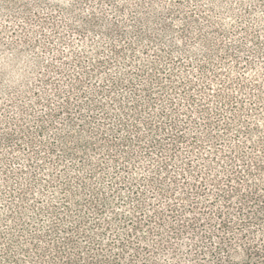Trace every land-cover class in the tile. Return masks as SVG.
Masks as SVG:
<instances>
[{"label":"trees","instance_id":"16d2710c","mask_svg":"<svg viewBox=\"0 0 264 264\" xmlns=\"http://www.w3.org/2000/svg\"><path fill=\"white\" fill-rule=\"evenodd\" d=\"M3 6L0 4L6 8ZM79 7L73 3L70 9L74 21L78 20L70 26L71 35L93 32L99 25L93 7L83 17L75 13ZM140 9L145 10V16L138 14ZM119 13L113 9L114 23L104 36L114 31L122 43L115 46L111 39L110 56L101 62L105 68H113L117 58L125 55L115 75L101 77L95 62L89 72L85 67L82 70L77 56L72 55V62L79 65L70 72V87L57 93L63 100L55 107L46 105V113L32 117L29 126L17 125L9 138L24 140V135H39L47 121L51 126L50 119L64 113H70L74 130L77 121L98 111L110 123L97 137L105 141L112 133L116 146L135 147L149 157L156 150V170L168 168L164 161L172 154L170 150L175 154L182 145L189 146L188 160L172 166V171L185 179V187L174 193L158 187L147 195L136 192V183L125 190L121 180L107 189L91 188L84 181L80 192L70 191V203L64 193L55 203L53 223L39 215L41 209L36 211L28 222L38 231L32 238L17 230L7 240L0 235V264H26L29 257L36 264H264V124L257 123L258 119L264 121V89L255 91L257 81L253 84L245 79L247 67L230 76L241 60L243 66L257 50L264 51V31L251 32L253 23L243 24L240 30L252 43L251 49L228 41L214 58L218 50L211 37L224 32L220 23L209 34L200 31L197 35L203 48L200 58L187 51H179L175 58L162 44L175 20L181 21L177 33L182 39L197 22V15L191 12L178 18L168 11L158 18L151 1L138 0L127 11V21L132 24V36H128L119 32L124 25L116 21ZM23 29L15 24L6 25L3 31L18 37ZM82 58L90 61L92 54L84 50ZM252 74L258 78L255 71ZM92 83L93 91L87 87ZM240 101L248 102V118L232 113V106ZM157 107L160 112H153ZM216 117L219 121L212 127ZM254 132L258 139L251 142ZM228 136L240 140L231 147V165L219 166L222 161L214 152L213 165L206 168L203 164L208 157L200 151L204 143ZM79 148L81 156L89 160L100 151L97 140L85 141ZM194 160L202 165H193ZM220 173L222 178L217 177ZM194 175L197 182L188 179ZM90 177L84 175L83 179ZM64 210L69 215L63 221L59 212Z\"/></svg>","mask_w":264,"mask_h":264},{"label":"rangeland","instance_id":"374dc122","mask_svg":"<svg viewBox=\"0 0 264 264\" xmlns=\"http://www.w3.org/2000/svg\"><path fill=\"white\" fill-rule=\"evenodd\" d=\"M147 1L152 2L158 18L165 17L168 11H173L178 18L191 12L199 17L197 22L191 25L188 35L182 39L177 33L181 21H174L172 32L167 36V42L162 45L165 47L164 51L173 52L175 58L179 57V51H187L200 58L203 48L197 35L200 31L209 34L211 29L220 23L224 25V32L215 33L211 37L218 50L217 53L214 52V58H218L228 41L246 44L245 46L251 49L252 43L250 44V40L242 35L240 30L243 24L253 23L251 32L261 29L264 31V0ZM0 2L6 7L0 8V235L7 240L12 231L17 230L23 231L24 237L32 238L38 231L28 222H32V216L37 214L36 211L41 209L39 215L49 224L53 223L56 219L53 209L55 203H59L64 194L70 203V191H79L84 181L91 188L97 186L107 189L110 183L121 180L125 190L136 183V192L145 191L147 195L158 187L168 189L169 193L185 187V179L173 172L172 166L182 165L188 160L191 151L189 146L182 145L175 154L170 150L172 154H167L168 160L164 161L168 163V168L156 170L159 160L154 158L156 150H153V155L149 157L135 147L125 144L122 147L116 146L112 133L105 141L97 137V132L110 123L102 119L98 111H94L91 118L85 115L80 122L77 121L73 133L69 122L70 113H64L51 118V126L47 121L39 135H24V140L9 138L17 125L29 126L32 117H41L46 113V105L55 107L63 100V97L58 99L57 93H62L65 86L70 87V72L73 71L74 65L78 67L80 64L79 68L84 70L85 67L89 72L90 64L95 62L99 66L101 77L115 75L116 69H119L118 63L122 65L125 55L117 58L113 68H105L101 62L110 56L109 47L112 44L120 46L122 42L119 41V33L112 31L111 36H104V33L114 23L113 9L117 8L121 13L115 16L116 21L124 24L119 28V32L132 36V24L127 21V11L138 0H0ZM73 3L80 6L75 11L77 16L89 15L92 7V11L99 14V25L93 32L82 31L71 35L70 26L78 21H74L70 15ZM138 14L141 17L145 16V10L140 9ZM9 15L10 19L7 18ZM15 24L24 27L18 37L3 31L6 25ZM111 39L115 40V43L111 44ZM11 45L14 47H10ZM167 45L173 47L168 48ZM139 49L140 54L143 47ZM84 50L90 51L92 60L86 62L85 58H82ZM72 55L77 56L79 64L72 62ZM239 63L231 70V78L239 75L243 67H247L245 79L253 84L257 81L253 87L255 91L264 89V51L257 50L249 56L248 62L243 66L242 60ZM254 71L258 78L252 74ZM94 86L93 83L87 85L88 90L93 91ZM231 109L234 115L240 114L241 118L249 116L248 102L240 101ZM160 110L161 108L157 107L153 112L158 113ZM218 121L219 117L213 118L212 127H215ZM257 123L263 125L264 121L258 119ZM235 124L237 128L239 124ZM258 135L254 132L251 142H256ZM231 137L212 139L204 143L200 151L202 156L208 157L203 164L208 165L206 168L213 165L211 160L214 152L222 161L219 166L231 165L230 157L233 156L231 147L240 141ZM91 140H97L100 151L92 155L91 160L89 157L84 159L80 154L79 145ZM198 162L199 160H194L192 164L202 165V162L200 164ZM221 174L217 177L222 178ZM84 175L91 177L84 180ZM188 179L197 182L195 175L189 176ZM218 205L219 203H216V206ZM68 215L69 212L66 213L65 210L63 213L59 212L63 221ZM40 246L39 250L43 251V244ZM1 247L2 244L0 251ZM33 260L29 257L25 262L32 264L35 263Z\"/></svg>","mask_w":264,"mask_h":264}]
</instances>
